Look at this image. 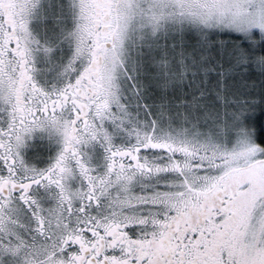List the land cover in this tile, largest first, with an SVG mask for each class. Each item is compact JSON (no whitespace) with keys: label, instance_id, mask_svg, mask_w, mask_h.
Listing matches in <instances>:
<instances>
[{"label":"snow or ice","instance_id":"6c2138e0","mask_svg":"<svg viewBox=\"0 0 264 264\" xmlns=\"http://www.w3.org/2000/svg\"><path fill=\"white\" fill-rule=\"evenodd\" d=\"M0 264H264V0H0Z\"/></svg>","mask_w":264,"mask_h":264}]
</instances>
